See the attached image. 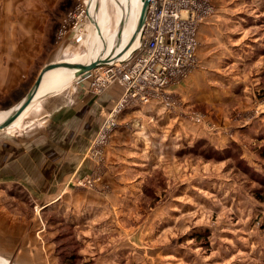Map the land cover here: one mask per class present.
I'll list each match as a JSON object with an SVG mask.
<instances>
[{"label":"rangeland","instance_id":"374dc122","mask_svg":"<svg viewBox=\"0 0 264 264\" xmlns=\"http://www.w3.org/2000/svg\"><path fill=\"white\" fill-rule=\"evenodd\" d=\"M87 1L0 0V111L68 49L105 50L119 23L135 19L133 4L123 15L116 0H99L98 21L93 0L101 45L88 48ZM208 2L197 64L165 93L172 106L124 108L100 134L123 89L89 135L87 172L70 176L64 194L8 186V206L31 212L40 232L25 261L1 254L0 262L264 264V0ZM96 73L85 78L100 95L110 85L99 92Z\"/></svg>","mask_w":264,"mask_h":264},{"label":"crops","instance_id":"0c3cea01","mask_svg":"<svg viewBox=\"0 0 264 264\" xmlns=\"http://www.w3.org/2000/svg\"><path fill=\"white\" fill-rule=\"evenodd\" d=\"M92 11L99 21V0L93 5ZM85 25L88 28V48L99 47L101 44L94 26L89 20ZM119 34L120 23L111 46ZM67 52L81 54L75 47ZM86 79L67 80L56 84L51 92L46 93L45 90L26 107L13 124V131H0V191L4 192L0 194L2 256L22 254L18 257L23 260L25 256H31L37 251L34 250L35 242L40 232H36L38 228L35 222L32 226L35 218L31 212L26 216L23 211L8 206V186L12 185L9 190L14 191L17 186H24L34 194L36 191H51L59 196L67 191L65 186L70 176L82 175L88 170L89 161L85 151L89 135L97 130L101 116L118 101L123 87L115 83L97 95L90 89V82ZM133 107L129 106L125 110L157 108L151 105ZM29 113L32 115L29 116L31 120L24 123ZM3 131L10 134L3 135Z\"/></svg>","mask_w":264,"mask_h":264},{"label":"built area","instance_id":"2783aa9c","mask_svg":"<svg viewBox=\"0 0 264 264\" xmlns=\"http://www.w3.org/2000/svg\"><path fill=\"white\" fill-rule=\"evenodd\" d=\"M211 12L208 0H148L138 48L129 57L96 70L92 85L99 92L114 83L124 89L102 122L100 134L108 136L107 131L116 125L115 114L129 106L159 99L173 105L165 93L196 66L197 24Z\"/></svg>","mask_w":264,"mask_h":264},{"label":"bare ground","instance_id":"6f19581e","mask_svg":"<svg viewBox=\"0 0 264 264\" xmlns=\"http://www.w3.org/2000/svg\"><path fill=\"white\" fill-rule=\"evenodd\" d=\"M116 2L122 5L123 15L128 12L126 8L127 3L133 4L136 10V16L133 21V24L129 25L127 28L124 27L123 25H120V34L118 36L117 41L111 47L105 50H100V51L93 50L87 53H81L76 55L71 54L67 58L61 59L60 61H57L55 63L70 61L75 63L87 64L90 61H97V62L102 61L105 64V63L119 62L120 60L129 57L138 48V46L141 43L142 29L140 27V22H141L143 7L145 6V0H116ZM97 69H99V67L91 69L90 73L87 76H84L81 75V73H79L80 72L78 71L79 69L70 68L68 66H55L50 68L43 75L41 84L37 92L35 93V96L33 97L31 103L35 99L39 98L44 93L45 90L54 86V84L56 85L58 83L67 81L71 78L79 80L84 77L92 76ZM21 101L22 100H20L19 103ZM19 103H17L10 109L0 111V123L13 113V110L19 105ZM23 112L6 128L12 126L20 118V116H22ZM14 126L15 125H13L12 127ZM0 264H6V263L0 262Z\"/></svg>","mask_w":264,"mask_h":264},{"label":"water","instance_id":"95a60500","mask_svg":"<svg viewBox=\"0 0 264 264\" xmlns=\"http://www.w3.org/2000/svg\"><path fill=\"white\" fill-rule=\"evenodd\" d=\"M92 1L93 0H88L86 3V5H87V19L89 21L93 22V24L95 26H97L98 33L101 34V30L99 29L98 25H96V23H97L96 20L93 18V16L90 15L89 6L91 5ZM147 4H148V0H145V6L143 7L140 27L144 21V16H145ZM103 64H104V62H102V61L101 62L90 61L87 64L75 63V62H70V61L46 64L42 68L40 73L38 74L36 80L34 81L32 87L30 88L28 93L22 98V101L19 103V105L13 110V113L8 118H6L5 120H3L0 123V131L5 129L7 126H9L10 123H12L23 112V110L31 103L33 97L35 96V93L37 92V90L41 84L43 75L50 68L55 67V66H68L70 68L79 69L78 71H80L79 73H81V75L87 76L90 73L91 69L97 68Z\"/></svg>","mask_w":264,"mask_h":264}]
</instances>
